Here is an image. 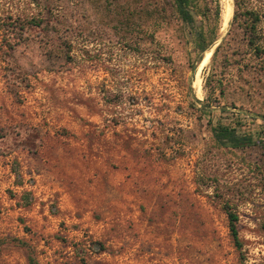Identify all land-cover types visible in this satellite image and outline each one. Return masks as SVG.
Here are the masks:
<instances>
[{"label":"rangeland","instance_id":"1","mask_svg":"<svg viewBox=\"0 0 264 264\" xmlns=\"http://www.w3.org/2000/svg\"><path fill=\"white\" fill-rule=\"evenodd\" d=\"M218 1L223 37L235 0ZM236 1L264 16V0ZM170 4L0 0V264H27L19 242L40 264H264V144L219 148L189 116L216 45L192 73ZM235 74L212 124L237 122L231 104L264 115V75ZM242 124L264 140L261 120Z\"/></svg>","mask_w":264,"mask_h":264},{"label":"trees","instance_id":"2","mask_svg":"<svg viewBox=\"0 0 264 264\" xmlns=\"http://www.w3.org/2000/svg\"><path fill=\"white\" fill-rule=\"evenodd\" d=\"M170 2L176 17L187 28L184 35L186 46L189 49L188 68L192 70V73H194L196 65L201 63L202 55L216 45L211 56L210 73L204 79V89L207 93L203 102L192 97L191 88L188 85L187 94L190 97L189 104L191 105L189 116L198 113L199 116L208 118L211 138L214 145L219 148L243 150L263 145L264 140L244 130L242 123L244 118L259 119L261 125L264 126V115H253L251 112H245L241 107L231 104L236 109L237 122L212 124L214 113L212 107L220 106V99L225 98L228 86L226 75L231 67L236 69L235 77L240 76L244 70L264 75V34L259 28L264 16L260 11L255 10H245L239 14L240 7L235 0L233 16L222 37V32H220L221 7L218 0H170ZM240 17L243 18L241 22ZM219 38L221 41L216 43ZM160 59L167 64H170L166 61L167 59L172 60L169 56L166 58L161 56ZM217 67H220V70ZM260 81L261 78H258L257 82ZM112 105L114 107L118 104L113 102ZM145 129L151 130V132L158 131L163 135L172 131L168 125L156 126L149 122H146ZM225 211L233 244L240 248L237 231L238 215L232 212L229 206L225 207ZM19 245L26 250L27 264H40L26 242H19Z\"/></svg>","mask_w":264,"mask_h":264},{"label":"bare ground","instance_id":"3","mask_svg":"<svg viewBox=\"0 0 264 264\" xmlns=\"http://www.w3.org/2000/svg\"><path fill=\"white\" fill-rule=\"evenodd\" d=\"M230 16H231V6L229 3H224V5H222V8H221V27L222 28H225L227 26ZM209 56H210L209 52H206L204 54V57L201 61V65H204L205 63H207V61L209 60ZM201 85L202 83H201L199 74L197 72L194 82H193V87H194V90L197 96L201 94Z\"/></svg>","mask_w":264,"mask_h":264}]
</instances>
